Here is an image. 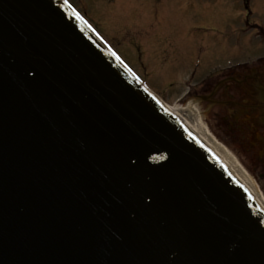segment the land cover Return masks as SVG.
Listing matches in <instances>:
<instances>
[{
	"label": "water",
	"instance_id": "obj_1",
	"mask_svg": "<svg viewBox=\"0 0 264 264\" xmlns=\"http://www.w3.org/2000/svg\"><path fill=\"white\" fill-rule=\"evenodd\" d=\"M0 264H264V214L61 0H0Z\"/></svg>",
	"mask_w": 264,
	"mask_h": 264
},
{
	"label": "rangeland",
	"instance_id": "obj_2",
	"mask_svg": "<svg viewBox=\"0 0 264 264\" xmlns=\"http://www.w3.org/2000/svg\"><path fill=\"white\" fill-rule=\"evenodd\" d=\"M68 1L157 95L179 105L184 115H197L206 133L243 164L212 128L206 106L194 94L202 92L201 78L214 66H224L226 59L245 51L233 40L243 36L246 17L264 26V0H249L250 15L242 0ZM246 172L262 189L257 174Z\"/></svg>",
	"mask_w": 264,
	"mask_h": 264
},
{
	"label": "flooded vegetation",
	"instance_id": "obj_3",
	"mask_svg": "<svg viewBox=\"0 0 264 264\" xmlns=\"http://www.w3.org/2000/svg\"><path fill=\"white\" fill-rule=\"evenodd\" d=\"M248 2L242 0V5L250 15ZM240 32L243 36L233 42L245 51L205 74L202 92L194 96L202 98L199 102L206 106L212 128L223 135L245 168L257 174L264 191V26L246 17Z\"/></svg>",
	"mask_w": 264,
	"mask_h": 264
},
{
	"label": "bare ground",
	"instance_id": "obj_4",
	"mask_svg": "<svg viewBox=\"0 0 264 264\" xmlns=\"http://www.w3.org/2000/svg\"><path fill=\"white\" fill-rule=\"evenodd\" d=\"M169 109L176 114L180 119H182L187 126H189L194 133L209 147L212 151L224 162L228 169L236 176V178L242 182L251 192L256 190V187L253 181L250 179V176L245 172V170L238 165L237 162L230 157L228 151H226L221 145L216 143V140L210 135L207 134L202 121L197 122V115H184L181 107L179 105H168ZM240 164V163H239ZM241 165V164H240ZM242 166V165H241ZM253 188V189H252ZM258 202L264 209V201L259 198Z\"/></svg>",
	"mask_w": 264,
	"mask_h": 264
},
{
	"label": "snow or ice",
	"instance_id": "obj_5",
	"mask_svg": "<svg viewBox=\"0 0 264 264\" xmlns=\"http://www.w3.org/2000/svg\"><path fill=\"white\" fill-rule=\"evenodd\" d=\"M65 3H67V0H65Z\"/></svg>",
	"mask_w": 264,
	"mask_h": 264
}]
</instances>
